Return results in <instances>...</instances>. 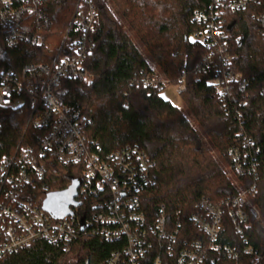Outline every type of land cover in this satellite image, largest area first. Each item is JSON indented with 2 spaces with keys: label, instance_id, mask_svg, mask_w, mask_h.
<instances>
[{
  "label": "built area",
  "instance_id": "1",
  "mask_svg": "<svg viewBox=\"0 0 264 264\" xmlns=\"http://www.w3.org/2000/svg\"><path fill=\"white\" fill-rule=\"evenodd\" d=\"M47 1L0 0V259L39 242L68 253L81 236H97L120 243L103 264H162L169 257L175 264H245L248 257L264 262V251L245 236L250 216L259 217L251 202L260 152L253 140L239 132V143L227 150V175L241 186L238 193L219 201L199 199L189 216L191 229L170 219L163 206L153 218L145 214L141 196L156 183L154 161L145 150L126 144L103 153L86 134L89 119L58 94L62 79H92L84 64L94 44L93 0L76 1L67 31L47 61L6 63L9 50L20 43L39 45L51 31ZM248 7L264 42V0H212L193 13L199 29L189 36L210 47L196 67L212 73L209 83L221 100L240 106L248 94L245 79L232 67L229 15ZM185 77L183 71L179 93ZM133 82L156 89L171 84L167 78L159 81L155 71ZM10 113L27 120L20 135L8 141L3 132ZM54 164L71 166L69 177L80 181L74 198L79 205L62 218L43 209Z\"/></svg>",
  "mask_w": 264,
  "mask_h": 264
},
{
  "label": "trees",
  "instance_id": "2",
  "mask_svg": "<svg viewBox=\"0 0 264 264\" xmlns=\"http://www.w3.org/2000/svg\"><path fill=\"white\" fill-rule=\"evenodd\" d=\"M76 1L48 0L45 11L52 20L51 31L46 34L48 39L39 45L20 43L9 50L6 63L47 61L67 31ZM211 1L93 0L94 44L84 64L92 79H62L58 94L68 106L89 119L86 134L96 141L100 151L107 153L126 144H138L154 161L152 173L156 183L141 196L142 208L150 218L163 206L170 219L179 218L191 226L189 216L199 199L219 201L238 193L241 186L227 175V150L239 143V132L253 140L260 152L257 192L251 202L257 206L259 217L254 213L250 216L245 236L248 244L261 252L264 251V42L251 7L229 15L232 67L245 79L248 95L243 106L221 100L209 83L212 73L196 67L210 47L189 39L199 29L192 20L193 13L206 9ZM121 21L171 83H178L182 72H186L185 90L180 96L199 130L181 107L160 96L162 89L133 82L134 77L154 70ZM26 120L16 113L6 117L3 133L8 141L20 135ZM52 167L47 178L49 190L61 191L76 179L69 177L71 166ZM119 245L97 236H81L64 253L59 246L39 242L6 255L0 264H103ZM162 264H175V260L169 257ZM245 264L264 262L248 257Z\"/></svg>",
  "mask_w": 264,
  "mask_h": 264
},
{
  "label": "water",
  "instance_id": "3",
  "mask_svg": "<svg viewBox=\"0 0 264 264\" xmlns=\"http://www.w3.org/2000/svg\"><path fill=\"white\" fill-rule=\"evenodd\" d=\"M79 184L80 181L78 179H73L67 188L61 191L49 192L43 201V209L53 218H62L70 214V206L76 207L79 205V203L74 200ZM82 229L83 223L81 224V230Z\"/></svg>",
  "mask_w": 264,
  "mask_h": 264
},
{
  "label": "rangeland",
  "instance_id": "4",
  "mask_svg": "<svg viewBox=\"0 0 264 264\" xmlns=\"http://www.w3.org/2000/svg\"><path fill=\"white\" fill-rule=\"evenodd\" d=\"M111 9H113V11H115V9L113 8L114 5L111 3H109ZM122 22V21H121ZM123 29L127 31V33L130 35V37L132 38V40L134 41V43L136 44V46L139 48V50L141 52H143L144 57L146 58V60L148 61L149 65L153 68V70L156 72L159 81H161L162 79H165L166 77L161 73V71L159 70V68L156 66L155 62L149 57V55L144 51V46L139 42V40L134 36V34L131 32V30H129L128 25L123 21ZM47 35L43 36V40L48 39L46 37ZM47 42V41H46ZM178 88L179 85L176 83H171L169 85H165L161 92H160V96L163 97L166 100H169L172 104L181 107V109L183 110V112L187 115V117L190 119V122L192 123L193 127L196 130H199V126L194 122V120L192 119V116L188 113V111L186 110V108L183 105L182 102V98L180 96V93L178 92ZM212 153L214 155H217V153L215 151H212ZM70 185V184H69Z\"/></svg>",
  "mask_w": 264,
  "mask_h": 264
}]
</instances>
